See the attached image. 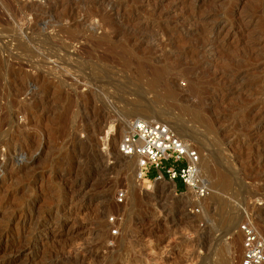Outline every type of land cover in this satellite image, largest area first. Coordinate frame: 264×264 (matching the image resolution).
Masks as SVG:
<instances>
[{
    "label": "rangeland",
    "instance_id": "obj_1",
    "mask_svg": "<svg viewBox=\"0 0 264 264\" xmlns=\"http://www.w3.org/2000/svg\"><path fill=\"white\" fill-rule=\"evenodd\" d=\"M132 119L199 151L206 197L120 163ZM3 159L0 264H241L246 213L264 234V0H0Z\"/></svg>",
    "mask_w": 264,
    "mask_h": 264
},
{
    "label": "built area",
    "instance_id": "obj_2",
    "mask_svg": "<svg viewBox=\"0 0 264 264\" xmlns=\"http://www.w3.org/2000/svg\"><path fill=\"white\" fill-rule=\"evenodd\" d=\"M128 131L121 137L118 152L126 157H140V177L147 176L152 169L157 171L155 179L167 177L176 183L181 179L195 198L203 199L209 187L200 168V153L189 142L181 139L166 123L145 119H132L127 123ZM110 134L103 138V149H107ZM125 192L117 194V201L123 202ZM113 229V233H116ZM242 236L241 264L264 263V234L251 215L245 214L239 225Z\"/></svg>",
    "mask_w": 264,
    "mask_h": 264
},
{
    "label": "bare ground",
    "instance_id": "obj_3",
    "mask_svg": "<svg viewBox=\"0 0 264 264\" xmlns=\"http://www.w3.org/2000/svg\"><path fill=\"white\" fill-rule=\"evenodd\" d=\"M141 67V66H140ZM143 68V67H142ZM141 69V68H140ZM143 71V69H141V72ZM144 72V71H143ZM142 76V75H141ZM161 81L160 80H158L157 78H152V79H150L149 81H148V83H147V85H148V88H147V90L149 91V92H151V93H153V98H154V100H159V96H160V94H159V90H162V89H164V90H166L167 92L166 93H171V91H172V89L171 88H169L168 86H164V85H162V83H160ZM146 85V86H147ZM163 86H164V88H163ZM163 90V91H164ZM162 94V93H161ZM144 101V100H143ZM136 102V101H135ZM137 104H140V105H138L139 107H140V109H142V110H144L145 112H147V113H150V112H152V109H149V108H147L146 106H147V104H148V102H147V104L145 105V103L143 104V105H141V103H137ZM149 105V104H148ZM150 105H152V104H150ZM172 128V127H171ZM173 129V128H172ZM176 132V131H175ZM187 133V132H186ZM110 133L107 131L106 132V136L107 135H109ZM177 134V133H176ZM178 135V134H177ZM183 135V134H182ZM179 136V135H178ZM180 137V136H179ZM181 138V137H180ZM182 139V138H181ZM183 140H185V139H183ZM8 152V151H7ZM4 154V153H3ZM9 154V153H8ZM15 153H13L12 155H14ZM120 154V153H119ZM121 155V154H120ZM5 156V155H4ZM15 156H16V154H15ZM11 157V156H10ZM28 157V156H27ZM14 158V157H13ZM138 160H139V163H138V166H137V170H136V172H138L139 173V175H140V161H141V158L140 157H136ZM11 159V158H10ZM15 159V158H14ZM29 159V158H28ZM125 159H126V156H125V158L124 157H122V158H120V163L121 164H124V163H126L125 162ZM28 161V160H27ZM118 161V162H119ZM7 162H8V159H6V160H2L1 162H0V165L2 166L3 164H7ZM22 163V162H21ZM31 164V163H30ZM21 165V164H20ZM23 165V164H22ZM18 165H16V167H17ZM25 166V165H24ZM27 166V165H26ZM124 166V165H123ZM8 167V166H7ZM19 168V167H18ZM2 170V169H1ZM4 170V169H3ZM14 170H15V168H14ZM4 172V171H3ZM11 172V171H10ZM14 172H16V171H14ZM6 174V173H5ZM7 174H9V173H7ZM2 175V174H1ZM5 176V175H4ZM9 176V175H8ZM13 177V176H12ZM3 178V177H2ZM4 181V180H3ZM2 181H0V189H1V187H3L2 186ZM6 201V200H5ZM4 201V202H5ZM3 202V201H2ZM3 204V203H2ZM4 205V204H3ZM0 207H1V205H0ZM1 209V208H0ZM40 215V214H39ZM231 233V232H230ZM229 233V234H230ZM33 234H35V233H33ZM22 239V238H21ZM26 243V242H25ZM15 244V243H14ZM13 245V244H12ZM234 245H236V241L234 242ZM233 246V243H232V245H231V247ZM4 249H6L7 250V247L6 248H4ZM68 249V248H67ZM70 249V248H69ZM84 249V248H83ZM83 253V252H82ZM5 254V253H4ZM7 254V253H6ZM88 256V255H87ZM71 257V256H70ZM83 257V256H82ZM82 257H81V259H82ZM16 260H17V258L15 257V256H13L12 258H11V256H10V259H8V261H7V264H15V262H16ZM57 260V259H56ZM84 261H85V259H84ZM3 262V261H2ZM56 263V262H55ZM54 264V263H53Z\"/></svg>",
    "mask_w": 264,
    "mask_h": 264
},
{
    "label": "trees",
    "instance_id": "obj_4",
    "mask_svg": "<svg viewBox=\"0 0 264 264\" xmlns=\"http://www.w3.org/2000/svg\"><path fill=\"white\" fill-rule=\"evenodd\" d=\"M181 187H182V185H181Z\"/></svg>",
    "mask_w": 264,
    "mask_h": 264
}]
</instances>
